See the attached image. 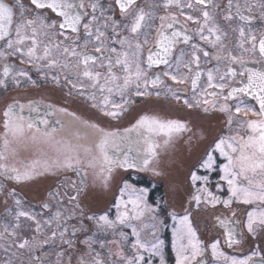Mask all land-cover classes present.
I'll use <instances>...</instances> for the list:
<instances>
[{
    "label": "snow or ice",
    "instance_id": "obj_1",
    "mask_svg": "<svg viewBox=\"0 0 264 264\" xmlns=\"http://www.w3.org/2000/svg\"><path fill=\"white\" fill-rule=\"evenodd\" d=\"M115 4L119 8V20L107 15L103 9H100L97 15L98 0L90 5L92 10L90 18H87V13L83 11L85 8L83 0L79 2L78 0H28V4H25L24 0H0V59L5 61L0 72V87L6 89L9 80L17 87L20 86L21 79H26L32 84L36 83L26 69H17L15 64L7 62L9 57H15L21 64H31L42 73L45 70L55 69L66 73L64 79L73 89H77L80 95L86 96L92 102L93 108H99L104 116L113 119L119 118L127 110L125 106L130 102V95L137 97L161 95L160 90H156L155 93L151 90L163 85L165 77L176 85L190 83L191 101L187 97L183 98L184 104L189 108L203 104L215 109L217 99L222 98L224 103L219 105V110L228 113L229 130L231 131V126L235 122L244 135L238 133L221 137L199 167L209 173L215 171L217 158L213 153L218 152L219 156L226 160L219 171L222 173L220 180L226 182L228 186L229 196L221 200L207 187H200L196 189L198 194L193 199L199 205L200 193H202L205 202L213 206L223 203L228 207L233 201L257 205L248 212L246 223L248 232L255 235L254 225L264 228V67L258 69L247 67L248 62L242 56L232 55L225 43L228 31L217 22L215 9L219 5L213 0H187L186 3L184 0H165L163 8L178 9L179 16H183L186 22L197 25L193 30L181 24L179 16L175 13L159 16L160 23L154 27L157 19L155 12L139 7L137 0H115ZM256 7L260 9L261 18L264 19V0L244 5L238 2L233 4V0H228L227 12L223 19L228 22L238 19L250 24L254 17L247 13ZM233 8L235 15L232 14ZM185 9L190 11L186 12ZM48 12L59 17V22L50 19ZM192 12L198 15H193ZM231 31L239 32L241 39L238 47L253 54L258 50L261 61H264V33L259 37L257 49L255 34L250 32L245 39L243 27L233 28ZM196 37L199 38L200 43H193ZM245 43H250L251 47L245 48ZM204 44L209 45L214 51L206 50L202 46ZM179 45L188 46L190 51L180 48L177 53ZM201 53L205 61L209 59L217 61L216 68L207 70L206 86L201 83V78L205 74V70L201 68ZM225 60L229 63L221 72L219 63ZM236 64L240 65L239 71L233 67ZM161 67V71H154ZM237 77L238 85L228 83L230 79L235 80ZM52 79L59 82L57 75H53ZM87 89L92 91L87 92ZM207 89L214 91L209 92ZM225 89H228L226 93ZM164 91L170 93L172 98L180 100L184 89L165 85ZM97 93L101 97L99 101ZM114 96H119V101L113 99ZM242 97H248L254 104L246 103ZM229 100L237 101L234 114L227 103ZM25 107L29 112H39V108L32 103L27 106L18 103L7 106L4 112L5 136L11 133L17 138L23 136L26 129L33 128L40 132L39 125L42 124L45 126L44 136L50 137L47 118L34 119L29 116L26 119L23 115ZM204 111H208V108L205 107ZM56 123L61 124V121L57 120ZM85 127L92 130L94 139L88 144L57 142L62 146L58 147L57 151L63 157V162L61 164L59 158L53 161L56 166L66 167L81 176V184L85 183L83 178L85 173L78 167L83 162L81 150L85 157H90L87 160L88 167H94L99 160L108 173L116 167L144 171L156 156V148L159 147L156 136L163 134L170 138L173 132L186 130V126L179 121H162L154 117L142 116L132 128L125 131L122 137L129 139L132 133H136L134 141L136 147H130L122 155H117L111 149L117 145V138L121 137L120 133L106 132L95 124H86ZM52 131L55 132L57 129L53 128ZM32 139L36 140L37 137L33 136ZM76 139H80L79 134ZM167 142L166 140L165 143ZM4 143L7 147L9 141L5 139ZM93 149L99 153V157L92 155ZM4 158L3 153L0 152V160ZM47 167L48 164L45 162V168ZM0 173L7 179L16 181L28 180L33 176V171L20 172L14 167L9 169L5 164H0ZM191 180L195 186L197 181L207 184L209 177L193 172ZM106 182L107 178H105ZM216 187L218 191L221 190L219 183ZM147 194L146 188H136L125 181L113 205L116 209L115 220H110L107 213L99 217H88L90 220H96L98 227L104 230L111 229L113 235L120 237L119 240L110 241L120 246L117 252L120 264H156L157 260L158 264H166V241L162 238L161 232L167 224L154 215L156 209L148 204ZM70 199L74 200L76 197ZM16 204L19 206L20 201L16 200ZM43 207L48 208L49 205L44 204ZM146 215L151 217L148 222H145ZM170 216L173 221L171 248L175 253V264H207V261L202 259L206 249L197 237L189 215L177 216L171 213ZM20 217L33 220L37 234H41L45 227H52L55 224L56 230L52 231L50 238L60 239L71 246V241L63 240L68 231L67 219L60 211L43 223L36 219V214L30 212L19 211L16 219L19 220ZM70 218L69 216L68 219ZM220 223L226 228L228 247L231 248L239 243L236 229L227 226L232 222L220 221ZM18 227L17 223L12 231H9L5 226L4 232L8 236L15 237V229ZM117 228L130 229V236L134 238L130 242V256L123 252L124 243L129 242V233L117 232ZM75 231L76 229H73V233ZM45 243H48V240L36 241L33 237V242L23 239L18 243L14 241L10 247L31 250ZM85 243L88 241L86 240ZM210 247L213 259L219 264H264V257H261L259 262L253 259L259 255V252H253L239 259L223 252L219 240L211 243ZM89 248L91 249L90 244ZM5 251H8V248H5ZM36 259L39 261L40 258ZM8 264H11V261H8ZM80 264H109V262L101 260L97 253L91 261L82 257Z\"/></svg>",
    "mask_w": 264,
    "mask_h": 264
},
{
    "label": "flooded vegetation",
    "instance_id": "obj_2",
    "mask_svg": "<svg viewBox=\"0 0 264 264\" xmlns=\"http://www.w3.org/2000/svg\"><path fill=\"white\" fill-rule=\"evenodd\" d=\"M79 2V0H78ZM95 0H83L85 8L83 11L87 13V18L91 16V3ZM165 0H137V5L143 7L146 11L153 10L157 19L154 27L160 23L158 17L175 13L179 16V11L176 8L165 10L163 3ZM186 3L187 0H184ZM219 7L215 9L217 22L228 31V37L225 41L232 55L243 57L247 61V67L262 68L264 61H261L259 52L253 54L238 47L240 42L239 32H233L231 29L243 27L245 30V39L251 32L257 36V49L259 37L264 33V19L261 18L260 9L253 8L250 13L254 17L250 24L243 23L238 19L232 22L225 21L223 16L227 12L228 0H213ZM259 3V0H233V4ZM28 4V0H24ZM99 8L106 11L107 15L119 20L120 12L115 0H98ZM34 10V9H33ZM186 12L190 10L185 9ZM193 15H198L192 12ZM232 14L235 15V8L232 9ZM50 19H55L59 22L60 18L48 12ZM181 24H184L189 30H193L197 25L192 22H186L183 16H179ZM152 39V38H150ZM193 43H200L196 37ZM206 50L212 52L209 45H202ZM245 48H250V43H245ZM180 48L190 49L186 45H179ZM144 55H147V46L144 49ZM8 63L16 65L17 69L24 68L29 72L31 79L36 81L35 84L28 82L26 79H21L19 87L15 86L10 80L8 87L5 89L0 87V152L3 153L4 159L0 160V164H5L9 169L17 168L20 172L25 170L33 171L31 179L16 181L7 179L5 175L0 173V264H80L82 257L91 261L97 253L101 260H106L109 264H120L117 252L120 246L110 243L112 240H119L118 235H113L111 229L104 230L98 227L96 220L88 219L89 216L99 217L105 213L108 214L110 220H115L116 209L113 207L115 200L119 196L120 189L124 182L127 181L136 188H146L148 190L147 202L156 209L154 215L159 220H163L167 227L162 229L161 236L166 241L165 259L166 264H175V253L171 248V229L173 221L170 214L175 213L177 216L189 215V219L193 229L196 231L197 237L203 242L205 247L204 256L202 259L207 261V264H219L215 261L211 252V243L216 240L220 241V249L230 256H236L243 259L251 255L253 252H259V255L253 257L259 262L261 257H264V228L254 225L256 234L252 235L248 232L247 214L257 205H247L233 201V203L225 207L223 203H217L215 206L206 203L204 194L201 195V202L197 205L193 199L198 193L197 188L207 187L213 195L219 196L221 200L227 199L229 196L228 186L226 182L220 180L222 173L219 171L220 166L226 163L223 157L219 156L218 152L213 153L217 158V163L214 166L215 171L207 172L199 167L201 162L206 159V155L214 147L221 137L244 135V132L238 129L234 122L231 126V131L228 125V113L221 112L219 105L223 104L222 98L217 99V107L213 109L210 105L201 104L199 107H187L183 98L187 97L190 101L192 92L190 83L184 85H176L167 77L164 78V84L158 86V89H152L153 93L156 90L161 91V95L155 94L150 96L137 97L130 95V102L125 106L126 111L117 119L104 116L99 108H93L92 102L86 96L80 95L77 89H73L70 84L64 79L66 73L59 69L52 71L45 70L43 73L37 71L35 66L31 64H21L15 57H9ZM5 61L0 59V72H2ZM228 61H221L219 67L221 72L228 66ZM217 66V61L209 59L205 61L201 53V68L205 70L204 76L201 78V83L206 86L207 70L214 69ZM238 71L240 65H233ZM104 71V69H97ZM154 69V71H161ZM53 75L59 76V82L52 79ZM74 79V77H71ZM87 83V81H85ZM229 84H239V78L229 80ZM165 85H171L173 88H183L181 99L172 98L170 93L164 91ZM91 92V89H87ZM211 92L214 89H207ZM215 91H219L215 89ZM228 89H225V93ZM199 95V93L197 94ZM101 99L97 93V100ZM113 99L119 101V96H114ZM246 103H252L248 97H242ZM18 103L21 105H29L30 103L39 108V112H29L25 107L23 115L27 119L46 117L48 120V132L50 137L44 136V125H39L41 129L37 132L35 128L25 131L23 136L14 138L11 133L5 136L4 128V112L9 104ZM235 113V105L237 101L229 100L227 102ZM207 107L208 111H204ZM258 107V105H256ZM59 109L66 110L65 112L58 111ZM142 116L154 117L162 121L175 120L183 123L186 130L181 132H173L171 137L163 134L156 136V143L159 147L156 148V156L144 171L137 169H124L116 167L111 173L98 160L94 167L87 166V160L90 157H85L81 150L80 155L82 163L78 165L83 172L85 183L81 184V176L76 172L63 167L56 166L53 161L60 159L61 164L63 157L58 153L57 148L62 147L57 142L70 141L73 144H88L94 139L93 132L85 125L95 124L106 132H117L121 137L117 138V145L111 149L114 154L122 155L128 148H135L134 141L136 133H132L129 139H122L123 134L127 129L132 128ZM243 118L242 116L240 117ZM255 119V117H250ZM57 120L61 124H57ZM55 128L57 131L53 132ZM79 134L80 139L76 136ZM37 137L33 140L32 137ZM5 139L9 141L5 147ZM168 141L165 143V141ZM135 153L133 152V155ZM93 156L99 157V153L93 149ZM45 162L48 167L45 168ZM34 166V168H33ZM196 172L197 175H207L208 183L197 181L193 186L191 175ZM105 178L107 182L105 183ZM217 183L221 185V190H217ZM75 196L72 200L70 197ZM172 199L178 200L176 204ZM16 200L20 201V205L16 204ZM48 204L49 207H43ZM19 211H26L36 214V219L43 223L49 219L57 211L64 214L67 219V233L64 235V241H71V246L63 243L60 239H51V233L55 229V224L52 227H45L41 234L35 232V222L26 217L16 219V214ZM71 217L68 219V217ZM150 216L146 215L145 222L150 220ZM220 221L232 222L228 227H234L237 233V239L240 241L234 244L231 248L227 245L226 228L222 226ZM19 224L15 229L16 236H8L4 232L5 226L9 231H12L13 226ZM73 229L76 231L73 233ZM63 229H60L62 231ZM117 232L124 231L129 233V242L124 243L123 252L125 255H131L130 229L117 228ZM33 237L36 241L48 240V243L42 244L39 247H33L31 250L18 249L10 247L13 242H19L23 239H28L33 242ZM88 243H85V241ZM103 243V247H101ZM91 245V249L89 248ZM8 248V251H5ZM39 257V261H37ZM158 264V260L156 262Z\"/></svg>",
    "mask_w": 264,
    "mask_h": 264
},
{
    "label": "rangeland",
    "instance_id": "obj_3",
    "mask_svg": "<svg viewBox=\"0 0 264 264\" xmlns=\"http://www.w3.org/2000/svg\"><path fill=\"white\" fill-rule=\"evenodd\" d=\"M176 201H178V200H174V199H172L173 204H174V203L176 204Z\"/></svg>",
    "mask_w": 264,
    "mask_h": 264
}]
</instances>
